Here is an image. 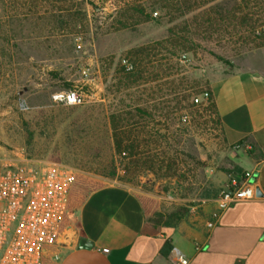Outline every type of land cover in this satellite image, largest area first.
<instances>
[{
	"label": "rangeland",
	"instance_id": "obj_1",
	"mask_svg": "<svg viewBox=\"0 0 264 264\" xmlns=\"http://www.w3.org/2000/svg\"><path fill=\"white\" fill-rule=\"evenodd\" d=\"M132 1L146 0H0V155L23 151L36 164L75 169L68 210L83 189L119 183L135 191L155 225L191 220L213 204L206 227L220 194L239 185L242 174L238 182L233 149L201 95L260 48L250 50L246 32L235 26L201 25L200 10L172 23L155 12L154 21L118 29V7ZM252 11L264 20V0ZM171 28L190 39L188 49L153 51L138 88L117 94L121 68L131 70L128 52L164 40ZM70 90L84 103L54 100ZM120 101L158 106L143 132L152 134L141 148L151 162L135 167L111 152L107 108ZM111 157L114 179L100 174ZM46 257L43 264H52Z\"/></svg>",
	"mask_w": 264,
	"mask_h": 264
},
{
	"label": "crops",
	"instance_id": "obj_2",
	"mask_svg": "<svg viewBox=\"0 0 264 264\" xmlns=\"http://www.w3.org/2000/svg\"><path fill=\"white\" fill-rule=\"evenodd\" d=\"M223 140L233 149L236 178L249 172L253 199L225 209L213 228L202 215L173 224L147 221L131 188L111 183L68 211L63 238L46 248L52 264H264V47L210 86ZM154 230V234L143 231ZM86 240L90 248H79ZM169 246V249H166ZM46 257V258H47Z\"/></svg>",
	"mask_w": 264,
	"mask_h": 264
},
{
	"label": "built area",
	"instance_id": "obj_3",
	"mask_svg": "<svg viewBox=\"0 0 264 264\" xmlns=\"http://www.w3.org/2000/svg\"><path fill=\"white\" fill-rule=\"evenodd\" d=\"M264 37V28L262 31ZM77 48H80L77 46ZM207 100V92L201 95ZM54 100L66 106L84 103L75 90L57 93ZM195 103H199L195 99ZM250 173L239 185L223 191L216 200L206 227L211 229L229 206L253 199ZM75 169L60 164H36L23 151L0 155V264H43L46 248L63 238ZM177 264H188L179 257Z\"/></svg>",
	"mask_w": 264,
	"mask_h": 264
},
{
	"label": "trees",
	"instance_id": "obj_4",
	"mask_svg": "<svg viewBox=\"0 0 264 264\" xmlns=\"http://www.w3.org/2000/svg\"><path fill=\"white\" fill-rule=\"evenodd\" d=\"M139 2H124L123 5L118 7L119 20L116 21L118 29H127L132 23L154 21L152 15L155 12L163 14V17H161L167 18L169 23H172L176 20L187 18L193 12L200 10L202 11L201 25L207 24L209 29L212 27L225 28L227 26H235L246 32V43L250 50L264 47L263 35H256L257 29L264 25V20H255L254 17L258 15V11H252V9L259 6L260 0H254L253 2H250V0H231L230 4L223 0H146L145 3ZM90 5L95 7L93 3H90ZM209 6V11H206V7ZM262 9L259 10L261 11ZM67 17L69 18L70 15L68 14ZM188 44H191L188 37L178 36L174 33V28H171L168 30L167 38L155 43V45H146L129 51L131 70L126 71L125 67L121 68V73L116 77V83L114 84L115 92L119 94L120 92H126L128 89L138 88L139 81L146 74L145 68L150 64V61L147 62V60L150 59L153 51L161 47L162 50L171 48L184 52L188 49L186 47ZM207 93L209 95L207 102H209L210 108L219 123L210 91ZM126 96L130 97L129 94H126ZM158 109V106L147 107L136 101L128 103L120 101L117 105L111 103L107 108L111 152L115 155L122 154L125 158H129L135 167L145 160L148 153L144 152L141 148L143 144L147 143V141H144V137L147 135L149 138L152 134H144L143 132L147 128V125L155 119L153 113ZM112 157L110 165L105 168L108 171L100 173L101 176L109 179L116 177ZM146 160L151 162L149 159ZM144 164H147V161ZM97 188L99 187L83 189L84 196L80 202ZM144 211L146 217V210L144 209ZM143 233L154 234L155 231L145 229ZM166 249H169V246H166Z\"/></svg>",
	"mask_w": 264,
	"mask_h": 264
},
{
	"label": "water",
	"instance_id": "obj_5",
	"mask_svg": "<svg viewBox=\"0 0 264 264\" xmlns=\"http://www.w3.org/2000/svg\"><path fill=\"white\" fill-rule=\"evenodd\" d=\"M79 245V248H90V243L88 242V241H86V240H80L79 241V243H78Z\"/></svg>",
	"mask_w": 264,
	"mask_h": 264
}]
</instances>
